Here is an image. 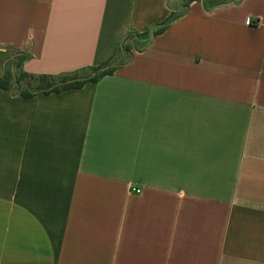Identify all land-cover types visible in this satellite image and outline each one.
I'll list each match as a JSON object with an SVG mask.
<instances>
[{
	"label": "crops",
	"instance_id": "1",
	"mask_svg": "<svg viewBox=\"0 0 264 264\" xmlns=\"http://www.w3.org/2000/svg\"><path fill=\"white\" fill-rule=\"evenodd\" d=\"M167 1L0 0V49L72 74ZM0 264H264V0L192 1L80 88L0 89Z\"/></svg>",
	"mask_w": 264,
	"mask_h": 264
},
{
	"label": "trees",
	"instance_id": "2",
	"mask_svg": "<svg viewBox=\"0 0 264 264\" xmlns=\"http://www.w3.org/2000/svg\"><path fill=\"white\" fill-rule=\"evenodd\" d=\"M192 1H197L203 9L210 10L217 6L234 4L240 0H168V15L163 20L141 32L127 28L116 39L117 49L125 54V60L111 63L104 57L99 64L68 75L27 73L21 69V65L29 58L28 53L14 49H0V63L3 67H8V72L0 76V89L9 96L27 98L38 93H58L66 89L80 88L86 83L95 82L126 64L133 53L143 51L156 35L186 13Z\"/></svg>",
	"mask_w": 264,
	"mask_h": 264
},
{
	"label": "rangeland",
	"instance_id": "3",
	"mask_svg": "<svg viewBox=\"0 0 264 264\" xmlns=\"http://www.w3.org/2000/svg\"><path fill=\"white\" fill-rule=\"evenodd\" d=\"M117 41H115L110 50L108 51L106 55V59L111 63H117L119 61L125 60L126 56L123 53H120L117 49ZM8 72V67H3L2 63H0V76L5 75Z\"/></svg>",
	"mask_w": 264,
	"mask_h": 264
},
{
	"label": "built area",
	"instance_id": "4",
	"mask_svg": "<svg viewBox=\"0 0 264 264\" xmlns=\"http://www.w3.org/2000/svg\"><path fill=\"white\" fill-rule=\"evenodd\" d=\"M248 21H249V19L247 18V19H246V22H248ZM133 192H135V193H138V192H139V190H138V189H136V188H134V189H133Z\"/></svg>",
	"mask_w": 264,
	"mask_h": 264
}]
</instances>
